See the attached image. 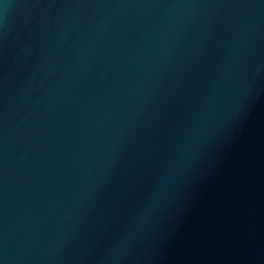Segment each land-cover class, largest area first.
I'll use <instances>...</instances> for the list:
<instances>
[{"label":"water","instance_id":"obj_1","mask_svg":"<svg viewBox=\"0 0 264 264\" xmlns=\"http://www.w3.org/2000/svg\"><path fill=\"white\" fill-rule=\"evenodd\" d=\"M0 264H264V0H0Z\"/></svg>","mask_w":264,"mask_h":264}]
</instances>
